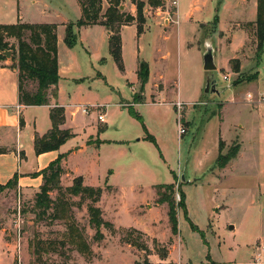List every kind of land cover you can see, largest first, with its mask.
Here are the masks:
<instances>
[{"label": "rangeland", "instance_id": "1", "mask_svg": "<svg viewBox=\"0 0 264 264\" xmlns=\"http://www.w3.org/2000/svg\"><path fill=\"white\" fill-rule=\"evenodd\" d=\"M139 1L144 2L136 0V3ZM160 1L162 6L164 1ZM218 2L231 6L222 13L221 24L216 29L203 28L206 39L217 46L218 28L223 31L246 28L251 34L250 44L235 56V48L242 46L246 38L244 30L235 31L239 35L235 48H224L221 54L218 51L217 70L207 72L203 68L205 40L200 37L180 52L177 27L172 25L165 47L170 52L165 78L155 89L168 91L155 100L157 104L150 101L136 106L134 98L141 93L140 82L131 90V84L119 75L115 64L106 68L95 64L106 81L95 78L97 72L92 69L85 49L96 45L93 33L76 25V0H0V4L14 6L16 11L20 3L28 23H45L57 17L56 11H62L69 24H74L77 43L73 48L65 43L66 29L58 28L62 41L59 57L63 67H71V77L84 75L92 80L78 86V91L75 86L62 85V98L70 100L71 95V102L84 105L110 104L100 111L107 113L108 127L99 134L101 140L109 142L81 153L68 150L62 166L85 178L86 186L102 189L100 204L96 206L105 212L104 218L112 225L100 229L103 239H95L96 229L91 227L88 210L91 201L81 196L65 193L60 196L69 208L66 219L54 220L49 215L41 219L35 216L32 208L35 196L2 194L0 255L9 256L1 258L0 264H246L258 255L264 262V108L256 109L264 104V49L259 55L257 42L252 39V34L256 39L257 18V11H251L252 0ZM155 10L158 11L148 6L144 13V31L155 21ZM44 13L49 16L43 17ZM164 16H157L159 24ZM133 29L123 34L127 67L131 65L130 52L137 43L145 47L149 38L153 39L150 34L144 40L138 39ZM147 53L148 50L146 56ZM103 58H108L107 54ZM232 58L235 61L228 66ZM7 61L9 65L14 63L10 58ZM211 76L217 80L220 94H205ZM255 76L257 79H253ZM111 87L119 90L112 99L108 96ZM35 88L34 83L29 84L30 91ZM152 90L151 84L145 87L146 100ZM177 94L185 105L184 110L177 109ZM117 102L126 108L117 107ZM87 108L89 114L94 111L92 118L98 117L99 108ZM130 109L142 120L132 116ZM74 110L69 109V114ZM77 113V120L71 123L74 133H82L88 118L80 111ZM181 129L185 133H180ZM148 134L155 138L156 144L147 138ZM89 142L97 144L98 140ZM62 183L63 188L69 184L65 180ZM170 184L174 185L172 199L176 205L182 193L186 196V209L177 210L176 234L169 221V205L159 204L157 194V186ZM161 193L165 194V190ZM58 196L56 191L51 193L54 200ZM74 224L91 253L80 252L70 241L68 227Z\"/></svg>", "mask_w": 264, "mask_h": 264}, {"label": "crops", "instance_id": "2", "mask_svg": "<svg viewBox=\"0 0 264 264\" xmlns=\"http://www.w3.org/2000/svg\"><path fill=\"white\" fill-rule=\"evenodd\" d=\"M146 2V6L144 8V13L147 11V8H157L158 11H156L157 15H165L164 16V24L160 25L159 22H157L158 17H155V21L151 22L149 24L150 28L149 30H145L141 35L138 36V30H137V22L134 21L130 25L124 26L121 30V37H122V58L124 62L125 71L122 73L118 69V73L120 76L124 78V80L127 83L131 84V90H134L135 87L138 85V67L140 61H144L148 63L150 68V76L149 81L147 83V87L151 84L153 87L152 93L150 96H148L147 100L144 93V103L150 102V104H157L155 100L159 99L160 96H164L165 93H167L168 90H162L158 92L155 91L156 86L158 85V82H161L164 80L165 71L167 69L166 67V61L168 60V57L170 56V52H168L165 47L166 43L170 40V36H168L170 31L172 30V25H176V33L178 36V45L180 52L182 51L183 47L188 48L189 46L193 45V42L197 40L198 38L206 39V34L204 32L203 28H206L207 26L213 27L215 23V18L218 17V26L221 24V15L222 13H225L228 11L229 7L231 5H227L226 3H223V5H220L221 3L218 2V0H176L178 3L177 8L172 6V2L174 0H163L164 4L162 6L154 7L150 4H147V0H142ZM220 1V0H219ZM227 2L228 0H224ZM35 5V2H32ZM20 3L17 4V11L14 10V6L12 8H9L8 5H2L0 4V25L4 24H16L17 22L22 23H28V21H25L24 15L21 12ZM102 13H105L107 8L109 7V4L106 0H104L102 5ZM257 0H252L251 4V11L254 13L257 11ZM129 7V9H128ZM64 11L65 9L62 8ZM121 9L123 11L127 9L130 10L128 14L132 15L133 17H136L137 15V9L136 5L132 2V0H122V6ZM55 11V10H54ZM75 13L77 14V20L78 21L82 16V8L80 6L79 0H76V6H75ZM51 12V11H49ZM57 17H51L52 20L45 22L46 24H54L57 26V29L60 27L67 28V24L70 23L69 19L65 16V14L60 12H55ZM43 17L49 16L48 13L41 14ZM79 15V16H78ZM169 15H174L175 20L178 21L176 24H172L173 20H168ZM208 18V19H206ZM211 18H213V21H210ZM257 19V18H256ZM150 22V21H149ZM252 22H255L252 21ZM29 24H44V23H29ZM130 28H134L133 30L136 32V38L144 40L147 35H153V39L149 38L147 42V46H141L139 45V42L137 43V46L131 50L130 52V62L131 65L129 67L126 66V52H125V45L123 40V34L125 30H129ZM84 31H89L93 33L94 37V43L96 47H93L90 51L88 49H85V55L88 56V61L90 65H92V69L97 72L95 78L103 79L106 81V77L103 76L101 72H98L94 65H101L105 66L106 68L108 65H112L111 63L115 64L111 54H110V35L111 33L106 29L105 26L101 24L93 25V26H85L79 28ZM230 30H232V33H230ZM239 30H244L246 38L243 39L244 43L242 46L235 48L234 43L235 40H238L237 36H239L237 33ZM58 31L57 30V38H58V58H59V75H60V81L58 84V97L57 99H52L51 105L49 106H23L19 102V81H18V73L9 68L4 67V65L9 66V61L1 63L0 65V184L5 185L7 184L15 174L18 175V187L17 190L13 193L17 192L18 194H22L25 197H32L35 196L39 191L40 187L43 185V177L37 176L42 170H44L48 166V162H51L59 156H65L67 151H78L79 153L84 152L88 150L91 146H97L100 147V145H103L109 141L107 140H101L99 137L100 132L105 130L107 125V113L102 114L100 113L101 109L104 110L110 104H103V103H89L87 102V105L71 102L73 99H71V95L69 96L70 100H64L62 98V85L66 87L75 86V90L78 89V86L82 85L83 83L90 84V80H92L91 76H80V77H71L70 72L72 71L71 67L67 65L66 67H63L60 57H59V50L62 44V41L60 37H58ZM202 31L204 32L202 36ZM219 35L216 37L217 39V46L213 44L215 49V54L219 53L221 54L223 49H229L233 46V48L236 49L234 52L235 56L237 54L241 53L246 46L250 44V33L246 32V28H227L224 31L220 28H218ZM238 31V32H235ZM255 31V30H254ZM251 32V29H250ZM223 34V35H221ZM250 35V36H249ZM193 39V41H192ZM252 39H254L256 42L257 40L254 38V35L252 34ZM160 40V41H159ZM158 42L159 45H158ZM161 46V47H160ZM216 46V47H215ZM105 50L107 51V57L103 58L105 56ZM146 50H148L147 56ZM235 58H232L228 60L227 65L229 66V63L231 60ZM103 60V61H102ZM113 61V62H112ZM182 61V60H181ZM77 64L78 63H74ZM76 65V66H77ZM78 70L75 69V72ZM132 76V78L128 76ZM118 77V76H117ZM163 84V83H162ZM78 91V90H77ZM119 90H116L114 87H111V91L108 94L110 99L113 98L114 93H118ZM177 92V90H176ZM79 93V92H78ZM77 94V93H76ZM181 94V93H180ZM75 95V94H74ZM112 97V98H111ZM76 97H74L75 100ZM178 101L181 102V96L177 94ZM180 98V99H179ZM149 99V100H148ZM162 101H165L162 99ZM165 104L167 101L164 102ZM172 106L175 103H170ZM115 105L119 108H126L125 104L123 103H115ZM136 106L138 104H135ZM55 106H61L65 109L66 113V123L62 126L63 129H68L73 133V138L68 140L64 145L60 147L58 151H52L48 153H44L41 155H36L34 150V140H35V134L37 133L40 136L45 135L48 133L52 128V122L50 119V111ZM72 106V107H71ZM89 106H95L99 107L98 109V117L92 118L94 111H92L90 114H85L83 112L84 107ZM264 108V104L260 105L259 108ZM69 109H75L74 112H72V115L69 114ZM176 109V108H175ZM80 111L87 119L85 125L83 128H81L82 133H74V129L72 127V121H76V117L78 116L77 112ZM104 116V121L99 122V116ZM92 116V117H91ZM23 118L24 125L21 126L20 119ZM99 123H102L104 126L98 125ZM101 127V128H100ZM98 140V143H90V140ZM81 143L80 146L73 147L74 143L78 142ZM71 143L69 147L68 145ZM68 147V148H67ZM65 158V157H64ZM56 159V160H57ZM64 160V159H63ZM62 160V164H63ZM52 163V162H51ZM63 167V166H62ZM64 173L61 176V185L63 184L62 181L65 180V182L69 183L66 185V187L72 186V183L75 178L80 177L77 174H74L75 172H72L69 169L63 168ZM176 174V173H175ZM177 175V174H176ZM84 185H86L85 178H83ZM71 183V184H70ZM65 186V185H64ZM33 203V202H32ZM100 204V202L98 203ZM99 206V205H98ZM100 208V207H99ZM101 209V208H100ZM103 212V218L105 216V212ZM104 220L107 222H111L110 220ZM114 222V221H113ZM115 224L116 221L114 222ZM137 229V228H136ZM264 250V248H263ZM3 255V254H2ZM9 255H6L4 257H7ZM0 255L1 258H4ZM260 255H258V258L252 259L248 261L246 264H264L262 260L260 259ZM6 259V258H4ZM255 260V261H254ZM3 262V261H0ZM4 264V263H1Z\"/></svg>", "mask_w": 264, "mask_h": 264}, {"label": "trees", "instance_id": "3", "mask_svg": "<svg viewBox=\"0 0 264 264\" xmlns=\"http://www.w3.org/2000/svg\"><path fill=\"white\" fill-rule=\"evenodd\" d=\"M109 7L102 13V5L104 0H79L82 8V16L77 22V27L93 26L101 24L111 33L110 35V54L116 63L120 72L125 71L122 58V37L121 30L124 26L130 25L134 21L137 22L138 36L144 31L145 16L144 2L132 0L137 5V16L126 13L121 9L122 0H106ZM257 19L255 22V36L257 40V52L259 55L264 49V0H257ZM151 6H160V0H149ZM218 17L215 18L214 29L218 25ZM65 43L69 48H73L77 43V35L74 33V24H69L66 28ZM11 51L10 59L14 61L12 65L6 66L4 62L8 60L4 52ZM234 59L230 63H234ZM9 67L18 73L19 81V102L21 105L29 106H49L52 99L58 97V84L60 81L59 63H58V38L57 26L54 24H29L17 22L16 24L0 25V65ZM240 66H236V72H239ZM138 80L140 82L139 95L134 98V104L144 103L143 93L149 81L150 68L148 63L140 61L138 71ZM253 79H257L255 76ZM34 83L36 88L34 91L28 89L29 84ZM130 113L135 118L142 120V117L130 109ZM50 119L52 122L51 130L43 136L35 134L34 150L36 155L58 151L62 145L73 138V133L62 126L66 123L65 109L61 106H55L50 111ZM21 126L24 125L23 118L20 119ZM147 138L156 144L155 138L148 134ZM220 143V149H222ZM3 151V150H0ZM64 156H59L57 160L52 162L47 168L42 170L37 176L43 177V185L40 191L35 195L32 205L35 216L38 219L49 215L54 220L66 219L68 204L61 199L64 193L72 196H81L82 199L90 200L88 207L90 213L91 227L96 229L95 239L101 240L104 235L101 228H111L112 225L103 218L102 210L96 206L100 202L102 196L101 188H93L84 185L83 178L74 179L73 185L63 188L61 185V176L64 173L62 160ZM219 159L221 157L219 156ZM18 175L5 185L0 184V195H10L17 190ZM165 190V194L161 190ZM58 192L59 196L54 200L51 197L52 192ZM17 192H15L16 194ZM157 194L159 196V204L167 203L169 205V221L172 231L176 234L178 230L177 210L178 208L186 209V196L182 193V199L176 205L172 199L174 194V185L157 186ZM51 211V214H48ZM70 241L76 246L80 252H89L91 250L85 242L79 229L74 225H70ZM1 237V228H0Z\"/></svg>", "mask_w": 264, "mask_h": 264}, {"label": "water", "instance_id": "4", "mask_svg": "<svg viewBox=\"0 0 264 264\" xmlns=\"http://www.w3.org/2000/svg\"><path fill=\"white\" fill-rule=\"evenodd\" d=\"M4 55L7 56V58L11 57V51L4 52ZM204 62V70L207 72H214L217 70V65L215 62V49L213 46V43L210 40H205V53L203 57ZM218 82L217 80L211 76L207 79L206 87H205V94L209 93H218L220 94V91L218 90ZM182 180L185 181V177L182 176Z\"/></svg>", "mask_w": 264, "mask_h": 264}, {"label": "built area", "instance_id": "5", "mask_svg": "<svg viewBox=\"0 0 264 264\" xmlns=\"http://www.w3.org/2000/svg\"><path fill=\"white\" fill-rule=\"evenodd\" d=\"M172 6H174L175 8H177V6H178V3H177V1L176 0H174L173 2H172ZM156 12V11H155ZM158 17L159 16H161V15H157ZM173 20V23H178V21L177 20H175V19H173V17L171 16V15H169L168 16V20ZM161 23H164V17L163 18H161ZM224 79L225 80H228V76H224ZM176 106H177V109H178V111H181V110H184L185 109V105L182 103V102H177L176 103ZM89 107H93V108H99V107H95V106H89ZM83 112L84 113H88V108L87 107H84L83 108ZM99 120L100 121H104V116L101 114L100 116H99ZM180 133H185V130L184 129H181L180 130Z\"/></svg>", "mask_w": 264, "mask_h": 264}]
</instances>
